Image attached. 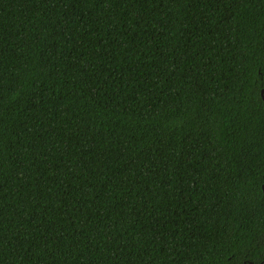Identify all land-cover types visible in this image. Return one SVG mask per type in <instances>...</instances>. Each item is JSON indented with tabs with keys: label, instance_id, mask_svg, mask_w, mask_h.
I'll list each match as a JSON object with an SVG mask.
<instances>
[{
	"label": "trees",
	"instance_id": "1",
	"mask_svg": "<svg viewBox=\"0 0 264 264\" xmlns=\"http://www.w3.org/2000/svg\"><path fill=\"white\" fill-rule=\"evenodd\" d=\"M0 264H264V0H0Z\"/></svg>",
	"mask_w": 264,
	"mask_h": 264
}]
</instances>
